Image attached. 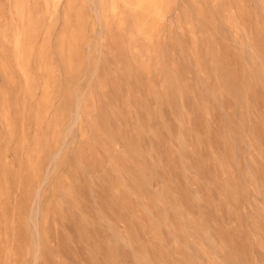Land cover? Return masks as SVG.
<instances>
[{"label": "rangeland", "instance_id": "obj_1", "mask_svg": "<svg viewBox=\"0 0 264 264\" xmlns=\"http://www.w3.org/2000/svg\"><path fill=\"white\" fill-rule=\"evenodd\" d=\"M0 264H264V0H0Z\"/></svg>", "mask_w": 264, "mask_h": 264}]
</instances>
